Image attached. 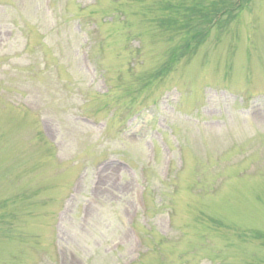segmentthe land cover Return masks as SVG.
Masks as SVG:
<instances>
[{"label": "rangeland", "instance_id": "rangeland-1", "mask_svg": "<svg viewBox=\"0 0 264 264\" xmlns=\"http://www.w3.org/2000/svg\"><path fill=\"white\" fill-rule=\"evenodd\" d=\"M222 7L0 0V264H264V0Z\"/></svg>", "mask_w": 264, "mask_h": 264}, {"label": "trees", "instance_id": "trees-1", "mask_svg": "<svg viewBox=\"0 0 264 264\" xmlns=\"http://www.w3.org/2000/svg\"><path fill=\"white\" fill-rule=\"evenodd\" d=\"M165 8L170 9L169 6H166ZM181 11H183V8H181ZM176 12H177V10H176ZM190 15H191V18L197 16L198 20H199L200 18H202L203 16H207V15H204V13H202V10H200V9H197V10L192 11V12L190 13ZM189 17H190V16H189ZM207 17H208V16H207ZM183 18H184V17H183ZM229 20H232V16H231V14H229L228 17L226 18V20L222 22L221 26H225V25L229 22ZM188 22H189V21H183V22H182L183 26L185 25V28L187 27ZM223 23H224V24H223ZM189 26H190V24H189ZM187 29H188V27H187ZM188 34L190 35V37H189V41H188V42L186 43V45H185V48L182 49V50H177V52H176L175 54H173V56L171 57V59L174 58V59L178 60V59H180L181 57H183L187 52L190 51L191 46L193 45L194 36H193V34H191L190 32H188ZM198 42H199V41H197V44H198ZM197 44H196V45H197ZM190 52L193 53V51H190Z\"/></svg>", "mask_w": 264, "mask_h": 264}]
</instances>
